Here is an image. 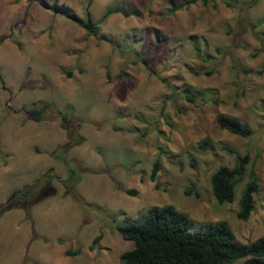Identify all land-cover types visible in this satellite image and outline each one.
<instances>
[{
	"label": "rangeland",
	"instance_id": "1",
	"mask_svg": "<svg viewBox=\"0 0 264 264\" xmlns=\"http://www.w3.org/2000/svg\"><path fill=\"white\" fill-rule=\"evenodd\" d=\"M185 1L0 0V163L12 158L0 167V204L46 168L66 174L50 156L63 138L51 128L59 119L32 130L24 111L50 103L83 138L66 154L77 163L73 194L54 180L53 196L35 203L38 189L28 208L1 215L0 264H120L132 243L115 228L141 221L151 206L171 205L196 225L224 222L242 244L264 235V0ZM62 7L94 22L108 8L119 12L91 36ZM218 114L245 123L251 137L219 129ZM244 154L243 181L231 202L217 204L210 175ZM250 171L253 210L239 220Z\"/></svg>",
	"mask_w": 264,
	"mask_h": 264
},
{
	"label": "trees",
	"instance_id": "2",
	"mask_svg": "<svg viewBox=\"0 0 264 264\" xmlns=\"http://www.w3.org/2000/svg\"><path fill=\"white\" fill-rule=\"evenodd\" d=\"M197 0H186L185 3H194ZM65 18L76 23L88 35L96 36L97 25L105 20L110 14L119 12L115 8L106 9L97 21H92L89 16L80 19L73 11L66 7L58 9ZM127 15L126 12H122ZM264 36V33H261ZM1 42V39H0ZM67 76L70 72L66 73ZM108 78V73L105 74ZM187 101H193L189 95H184ZM52 108L50 103L44 102L39 106H33L24 113L35 122L41 120L59 119L60 125L65 132V143L57 145L52 155L58 162L64 164L65 176L61 181L66 193L73 194L78 182L77 172L74 169L77 163L66 159L67 152L80 146L83 138L74 129L73 118L65 113L54 111V115L47 116V109ZM215 123L221 130L240 138L249 139L251 129L235 117L218 114ZM115 130L114 127H112ZM206 141H200L198 147L206 149ZM220 148L227 153L232 151L225 145ZM55 149V148H54ZM190 163H194L193 157H189ZM248 155L235 156L231 167L219 166L209 177V186L213 199L217 204L232 201L236 187L243 181L246 175ZM74 166V167H73ZM158 160L152 162L148 180L154 182L159 170ZM43 178V180H42ZM46 178V179H45ZM48 175L39 177L29 185L15 190L0 204V216L15 207L28 208L31 204H25L27 199L34 196L42 185H48L51 181ZM118 188V186H116ZM157 188V184H154ZM257 192L256 178L252 171L248 174V180L239 194L237 201L236 218L246 220L253 210V194ZM127 195H134V190H125ZM194 193L193 186L184 190V194ZM76 199L77 195L74 196ZM117 233L132 243V248L119 255L120 264H234L241 260L240 264H264V235L254 241L242 244L235 240L230 228L221 221L196 225L185 213L177 211L171 205L151 206L146 215L137 223H129L115 228ZM100 238L97 235L92 243ZM66 251L65 255H73Z\"/></svg>",
	"mask_w": 264,
	"mask_h": 264
},
{
	"label": "crops",
	"instance_id": "3",
	"mask_svg": "<svg viewBox=\"0 0 264 264\" xmlns=\"http://www.w3.org/2000/svg\"><path fill=\"white\" fill-rule=\"evenodd\" d=\"M54 123V121H46V123ZM44 123V122H43ZM43 123H39V122H34V125H32L31 127H30V129H32V130H36L37 128H40L39 127V125L40 124H43ZM51 128H52V130L53 131H55V132H57L58 130L62 133V135H63V138H62V142H61V144H59V145H62V144H64L65 143V132H64V130L61 128V126H60V123L57 121L56 122V125H52L51 126ZM59 128V129H58ZM58 129V130H57ZM21 132H22V130H21ZM45 138V137H44ZM20 145H23V144H21V143H19ZM21 147V146H20ZM30 149H32V148H34V147H29ZM28 148V152H30V149ZM17 149H19L18 151L19 152H23V151H25L26 150V147L25 146H23V149L22 148H19L18 147V145H17ZM33 150H35V149H33ZM53 152V151H52ZM52 152H50V156L52 157V158H54L53 157V155H52ZM7 159H12V158H3V163H0V167L1 168H4V166H5V164L7 163ZM69 162H74V160L73 159H70L69 160ZM76 162V161H75ZM61 163V162H60ZM62 165H63V167H64V164L63 163H61ZM45 175H48V177L50 178V179H52L51 181H49V183H48V185H42L39 189L43 192L42 194H41V196L35 201V203L36 202H38V201H40V200H42V199H44V198H46V197H49V196H53L55 193H49V192H47V191H50L51 189H52V186H51V183L54 181V180H56L59 184H60V186H62V187H64L62 184H61V181L60 180H63L64 179V176L62 177V176H59V175H55L54 174V172H53V169L52 168H46V169H44V170H42L41 172H39V174H38V176L36 177V178H34L31 182H33V181H35L36 179H38L39 177H44ZM46 179V178H45ZM42 180H43V178H42ZM30 182V183H31ZM30 183H28V184H24L23 186H26V185H29ZM22 186V187H23ZM21 188V187H20ZM19 188V189H20ZM65 194H67L66 192H65ZM1 217V216H0ZM67 251H70V250H67ZM65 253V252H64ZM0 260H1V257H0ZM23 264H25L24 263V261H23Z\"/></svg>",
	"mask_w": 264,
	"mask_h": 264
}]
</instances>
